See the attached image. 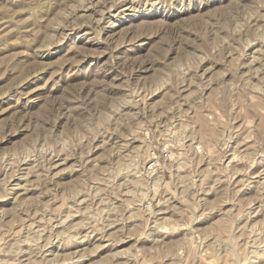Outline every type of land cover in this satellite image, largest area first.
<instances>
[{"label": "rangeland", "instance_id": "374dc122", "mask_svg": "<svg viewBox=\"0 0 264 264\" xmlns=\"http://www.w3.org/2000/svg\"><path fill=\"white\" fill-rule=\"evenodd\" d=\"M0 264H264V0H0Z\"/></svg>", "mask_w": 264, "mask_h": 264}, {"label": "bare ground", "instance_id": "6f19581e", "mask_svg": "<svg viewBox=\"0 0 264 264\" xmlns=\"http://www.w3.org/2000/svg\"><path fill=\"white\" fill-rule=\"evenodd\" d=\"M248 42V41H247ZM255 52V51H254ZM259 91V90H258ZM257 92V91H256ZM118 153V152H117ZM154 159L155 158H152V157H150L149 158V160H148V162L146 163V165H147V167H148V169H149V171L153 168V166L155 165L154 163H155V161H154ZM154 170V169H153ZM152 170V171H153ZM151 172V171H150ZM154 176H155V174H154ZM164 184V180H162V178H161V176H157V174H156V176L153 178V180L151 181V185L152 186H154V187H156V189H159V188H161L162 187V185ZM14 187V186H13ZM226 225V224H225Z\"/></svg>", "mask_w": 264, "mask_h": 264}]
</instances>
